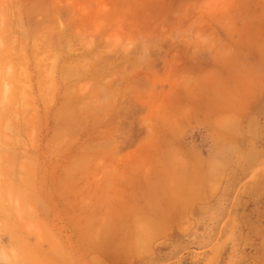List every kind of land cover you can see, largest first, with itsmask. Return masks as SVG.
Masks as SVG:
<instances>
[{
	"label": "rangeland",
	"instance_id": "374dc122",
	"mask_svg": "<svg viewBox=\"0 0 264 264\" xmlns=\"http://www.w3.org/2000/svg\"><path fill=\"white\" fill-rule=\"evenodd\" d=\"M1 25L0 264H264V0H0Z\"/></svg>",
	"mask_w": 264,
	"mask_h": 264
},
{
	"label": "bare ground",
	"instance_id": "6f19581e",
	"mask_svg": "<svg viewBox=\"0 0 264 264\" xmlns=\"http://www.w3.org/2000/svg\"><path fill=\"white\" fill-rule=\"evenodd\" d=\"M5 19H6V18H5ZM4 21H6V20H4ZM6 23H7V25H8V22H6ZM4 25H5V24H4ZM4 25H3V26H4ZM1 26H2V25H1ZM1 26H0V27H1ZM3 26H2V28H0V30H1V31H0V32H1V33H0V36H1V37H2L4 34H6V33L3 34V30H4V29H3ZM9 27H11V26H9ZM2 34H3V35H2ZM7 36H8V35H7ZM4 37H6V36H4ZM2 40H3V38H2ZM8 40H10V39H8ZM0 41H1V40H0ZM5 42H6V40H5ZM8 42H9V41H8ZM2 44H4V43H2ZM3 46H4V45H3ZM8 47H9V46H8ZM8 47H7V45H6V47L4 46L3 48L5 49V51H6V50L9 51L10 49H8ZM1 48H2V47H1V45H0V49H1ZM3 48H2V49H3ZM6 48H7V49H6ZM2 49L0 50V51H1V52H0V53H1L0 57H1L2 55H3V56H4V55L8 56V54L6 53L7 51H6V52H5V51H2ZM4 49H3V50H4ZM11 49H12V48H11ZM14 49H15V48H14ZM14 49H13V50H14ZM4 52H5V54H3ZM12 52H13V51H12ZM8 53H9V52H8ZM12 54H14V53H12ZM10 55H11V54H10ZM3 56L0 58V59H1L0 62H3V64L9 62V60L12 59V58H10V57H9V58H10V59H9L8 57L6 58V56H4V57H3ZM12 57H13V56H12ZM3 58H4V59H3ZM15 58H16V57H15ZM2 59H3V60H2ZM6 59H8V60H6ZM18 59H19V58H18ZM5 60H6V62H5ZM20 60H23V59L20 58ZM18 61H19V60H18ZM11 62L14 63V61H12V60L8 63V64H10V65L12 64V65H11V67L8 65V66H9V67H8L9 69H8V73H7V74H6V72H7L6 70H7V69L5 68V67L7 66V64H6V65H3L4 68H5L6 70H4V68H2V66H0V67H1V68H0V71H1L2 69H3L4 71H6V72H2V71H1V74H0V79L2 78V81H1L2 84H1V86H3V87L5 88L4 85H6V88H5L6 90L8 89V88H7V87H8L7 85H9V84L12 83V82L15 83L16 80H18L17 78H19L21 75L25 74V73H21V75H20L19 77H17V76L20 74V72L17 71V73L19 72V74H18L17 76H16L15 74H13L14 76H16V78H15V77H12L13 75L11 74L10 77H12V78L9 79V75H8V74H9V71H11V73H12L13 70H15V68L17 67V66L14 67V66L17 65V64H14V65H13V63H11ZM19 62H20V61H19ZM19 62H16V63H19ZM21 62H22V61H21ZM22 63H23V62H22ZM86 63H87V61H86ZM20 64H21V63H20ZM84 64H85V63H84ZM1 65H2V63H1ZM21 66H23V65H21ZM80 66H81V65H80ZM13 67H14V68H13ZM18 67H19V66H18ZM77 67H78V66H77ZM12 68H13V70H11ZM20 68H21V67H20ZM20 68H19V69H20ZM24 68H25V67H24ZM75 68H76V67H75ZM17 69H18V68H16V70H17ZM76 69H77V68H76ZM81 69H83V68H81ZM16 70H15V71H16ZM25 70H27V69H25ZM78 70H79V69H78ZM20 71H21V69H20ZM23 71H24V69H23ZM23 71H22V72H23ZM74 71H75V70H74ZM24 72H26V71H24ZM2 73H4L5 75H8L7 79H9V80L7 81V83L5 82L4 85H3V81L5 80V78L3 77V74H2ZM14 73H15V72H14ZM17 73H16V74H17ZM27 73H28V70H27ZM27 73H26V74H27ZM28 74H29V73H28ZM28 74H27V75H28ZM74 74H75V73H74ZM74 74H73V75H74ZM1 75H2V76H1ZM24 76H26V75H24ZM21 77H23V76H21ZM14 79H16V80H14ZM10 80H12V82L8 83ZM21 80H22V79H21ZM14 81H15V82H14ZM23 82H24V81H23ZM18 83H19V82H18ZM21 84H22V83H21ZM23 84L26 85V83H23ZM12 85H14V86H13L14 88L17 86V88H19V90H20V89L22 88V86H23V85H22V86L20 85V86H21V88H20V87H18L19 84L17 85V83H16V86H15V84H12ZM27 85H28V83H27ZM10 86H11V84L9 85V88H10ZM3 87L0 88V90L3 89L2 91L4 92V88H3ZM11 87H12V86H11ZM25 88H28V87H24V89H25ZM8 90L12 92L13 90H16V89L10 88V89H8ZM8 90H7V92L4 93V95L2 94L3 92L1 93V98H2L3 96H4V99L6 98L5 96L9 93ZM17 90H18V89H17ZM14 93H16V91H14L12 95H11V93H9V95L11 96V98L15 95ZM5 94H6V95H5ZM20 94H21V93H20ZM20 94H19V95H20ZM95 94H96V93H95ZM2 95H3V96H2ZM19 95H18V96H19ZM18 96H14L13 99H14V100H17V98H15V97H18ZM11 98L8 96L7 99H11ZM4 99L2 98V99H1L2 101L0 100V102L3 103ZM13 99H11V101H9V100H7V101H9L10 104H11V102L13 103V101H12ZM9 102H7V103L9 104ZM18 102H19V101H18ZM23 104H24V103H23ZM23 104H22V105H23ZM11 105H12V104H11ZM11 105H10V106H11ZM2 106H4V105L2 104ZM12 106H14V104H13ZM12 106H11V107H12ZM23 106H24V105H23ZM12 108L14 109V107H12ZM4 110H5V108H4ZM4 110H0V119L2 118V115H1V114L3 113V112H1V111H4ZM4 112H5L6 114H10L7 110H5ZM5 113H4V114H5ZM5 116H6V115L3 116V119L6 120ZM3 119H1L2 122H3ZM1 120H0V121H1ZM10 120H11V119H10ZM233 120H234V119H233ZM4 122H5V121H4ZM233 123H235V121H234ZM233 123H231V125L235 127V124L233 125ZM0 125H2L3 128H4V124L1 123ZM5 127H6V126H5ZM229 127H230V125H229ZM0 129H2L1 126H0ZM228 129H229V128H228ZM232 129H233V128H232ZM2 130H3V129H2ZM230 131H231V130H230ZM0 132H1V130H0ZM227 132H228V131H227ZM231 132H232V131H231ZM231 132H230V133H231ZM8 141H11V140H8ZM8 141H7V142H8ZM8 143H9V142H8ZM11 143H12V142H11ZM11 143H10V144H11ZM225 144H226V143H225ZM221 145H222V144H221ZM222 146H223V145H222ZM224 146H225V149L229 148L227 144L224 145ZM226 146H227V148H226ZM229 146H230V145H229ZM223 148H224V147H223ZM225 149H224V150H225ZM231 149H232V148H231V146H230V148H229L227 151L231 153V151H230ZM219 150H220V149H219ZM219 150H217L218 153H222V152H223V150H220V151H219ZM217 151H215V152L217 153ZM215 152H213V153H215ZM225 152H226V151H225ZM228 152H226V153H228ZM230 153H229V154H230ZM224 154H225V153H224ZM229 154H227V155L229 156ZM227 155L225 154V155L222 156V155L220 154V156H218V157H221V158H219V159H217L216 155H215L216 158H213V157H211V158H213V161H214V162H215V159L217 160V161L215 162V163H216L215 166H217V163L219 164V162H218L219 160L221 161V160L223 159V161H222L223 164H224V161H225L227 158H228L227 161L229 160L230 157H227ZM212 156H213V155H212ZM224 156H226L227 158H226V157H225V158H222V157H224ZM0 158H1V156H0ZM2 158H3V157H2ZM5 159H6V158H5ZM5 159L3 158V161H4ZM222 162H220L219 166H222V165H221ZM225 164H226V162H225ZM4 165H5V164H4ZM4 165H3V166H4ZM3 166H2V172L6 171V170L3 168ZM219 166H218V167H219ZM4 167H5V166H4ZM218 167L216 168V170L219 169ZM220 168H222V167H220ZM214 169H215V168H214ZM223 169H224V167L222 168V172H223ZM3 170H4V171H3ZM147 170H150V169L147 168ZM216 170H214V171H216ZM0 171H1V167H0ZM150 171H151V170H150ZM150 171H148V172L150 173ZM220 171H221V169H220ZM2 172H1V173H2ZM146 172H147V171H146ZM222 172H218V173L221 174ZM149 173H147V175L150 177L151 175H149ZM143 174H144V172H143ZM150 174H151V173H150ZM220 174H217V175L220 176ZM144 175H145L144 177H146V174H144ZM148 176H147V177H148ZM213 176H215L214 179H216V180H215L214 183L212 182V184H214V185L216 184V185H217V183H218V182H216V181H217V178H220V177H219V176L217 177V176L215 175V173H214ZM212 178H213V177H212ZM1 181H2V180H1ZM212 181H214V180H212ZM212 184H211V185H212ZM10 185L13 186V184H10ZM214 185H212L211 187H213ZM216 185H215V186H216ZM8 186H9V185H6V187H8ZM11 186H9L10 189L12 188ZM14 186H15V185H14ZM215 186H214V187H215ZM9 188H8V189H9ZM13 188H15V189H13L14 191H10V189H9V190L7 191V193L9 192L10 195H12V192H13L14 194H16V193H15V190L18 189V188H16V187H13ZM6 190H7V189H6ZM11 190H12V189H11ZM168 190H169V189H168ZM17 191H18V190H17ZM17 191H16V192H17ZM131 191H132V190H131ZM210 191H211V188H210ZM210 191H209V192H210ZM212 191H214L213 188H212ZM19 192L21 193V190H19ZM169 192H170V190H169ZM204 192H207V191H204ZM209 192H207L208 195L212 193V192H211V193H209ZM20 193L17 192L18 195L16 196V198H17L18 196H20V197L22 196V195H21L22 193H21V194H20ZM171 193H172V192H171ZM184 193H185V192H184ZM186 193H188V191H187ZM186 193H185V194H186ZM9 194H5V195H4V193H3L2 197H3V196L7 197L6 195H9ZM172 194H173V193H172ZM177 194H178V193H177ZM185 194H183V193H179V198H180V195H182V196H181L182 198L185 197ZM205 194H206V193H205ZM207 194H206V195H207ZM183 195H184V196H183ZM187 195H188V196H186L185 198H186L187 200H189V194H187ZM201 195H202V194L200 193V196H201ZM12 196H13V195H12ZM127 196H128V195H127ZM129 196H132V195H131V192H130ZM170 196H171V195H170ZM174 196H178V195H176V192H175V195H174ZM174 196H173V197H174ZM24 197H25V195H24ZM133 197H134V196H133ZM136 197H137V196H135V198H136ZM171 197H172V196H171ZM13 198H15V197H13ZM175 198H176L175 201H176V202L178 201V203H177V206H178V204H179V200H177V199H179V198H178V197H175ZM175 198L172 199L173 203H174V199H175ZM201 198H202V196H201ZM9 199L13 200L12 197H9ZM17 199L19 200L20 198L18 197ZM14 200H15V199H14ZM187 200H183V201H182V199H181V201L183 202V204H182L183 206L180 205V206H179L180 209L176 207L177 210H176V209H175V210H176L177 212H178V209L181 210V211H182V210L184 211V209H186V208H184V206L186 205L185 207H187ZM185 201H186V202H185ZM182 202H180V203H182ZM184 202H185V203H184ZM184 204H185V205H184ZM12 205H13V204H12ZM173 207H174V206H173ZM173 207H172L171 210H173ZM182 208H183V209H182ZM173 211H174V210H173ZM180 214H181V213H180ZM180 214H179V215H180ZM155 215H156V214H155ZM182 215H183V212H182ZM147 216L149 217V218H147V219L149 220L150 224H151L152 221H153V224H154V222L156 221V219H154V217H153L154 215H153V216L146 215L145 217H147ZM165 216H166V215H165ZM150 217H152L153 220L150 221V219H152V218H150ZM158 217H160V216L158 215ZM158 217H157V219H158ZM155 218H156V217H155ZM167 218H169L168 215H167ZM177 218H178V219L180 218V220H181V219H182V216H181V217L177 216ZM147 219H146V223H147V225H146V223H145V219L142 221L143 224H145V225H143L142 223H141V225L146 226V227L148 228V224H149V223H148V220H147ZM140 220H142V219H140ZM159 221H161V219H160ZM159 221H158V222H159ZM150 224H149V226H150L149 229H151L152 226H153V224H151V225H150ZM141 225H140V227H142ZM155 226H157V224H156ZM146 227H145V228H146ZM157 227L161 228V225H160V226H157ZM135 228H136V227H135ZM147 228H146V229H147ZM153 229H154V232H155L156 227L153 228ZM157 229H158V228H157ZM157 229H156V230H157ZM137 230H138V233H140V232H139L140 229H139V228H136L135 231H137ZM141 230H142V228H141ZM135 231H134V232H135ZM143 231H144V232H143ZM142 232L144 233V234H143L144 236L150 238L151 235H150V236H149V234L146 235V232L150 233L149 230L145 231V229H143V230L141 231V233H142ZM157 232H159V229L157 230ZM157 232H155V233H157ZM135 233H136V232H135ZM138 233H137V234H138ZM141 233H140V234H141ZM132 234H133V233H132ZM137 234H136V235H137ZM140 234H138L139 239H140L141 236L143 237V238L141 237V240H142V239H143V240L147 239V238H144V236H143L142 234H141V236H140ZM150 234H151V233H150ZM136 235H135V237H136ZM133 237H134V235H133ZM135 239H136V241L138 242V240H137L138 238L136 237ZM135 239H134V240H135ZM128 240H129V239H128ZM134 240L132 239V240H130V241H133V243L135 244V241H134ZM138 243H139V242H138ZM136 245H137V244H136ZM138 246H139V245H137V248L141 247V246H139V247H138ZM134 247H135V248H134ZM134 247H133L134 250H136V249H137L136 246H134ZM137 251H138V249H137ZM15 255H16V258H17V254H15ZM27 256H28V253H27ZM27 256H26V258L28 259L27 261H30L31 259H29V257H27ZM30 258H31V256H30ZM19 261L24 262V261H22L21 259H20ZM21 262H20V264H21Z\"/></svg>",
	"mask_w": 264,
	"mask_h": 264
}]
</instances>
